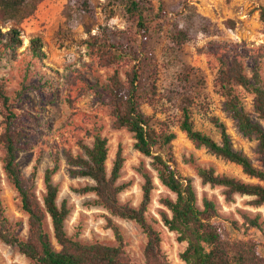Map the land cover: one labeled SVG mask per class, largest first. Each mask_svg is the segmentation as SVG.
I'll return each instance as SVG.
<instances>
[{
  "label": "rangeland",
  "instance_id": "rangeland-1",
  "mask_svg": "<svg viewBox=\"0 0 264 264\" xmlns=\"http://www.w3.org/2000/svg\"><path fill=\"white\" fill-rule=\"evenodd\" d=\"M150 1L158 18H148L150 30L146 40L137 36L135 43L130 44L141 57L150 56L156 70L151 80L154 90L148 93L149 101L142 102L141 110L166 123L168 129L175 133L176 138L171 143L175 168L182 177L191 179L199 201L203 196L215 200L221 215L239 225L242 223L240 212L252 216L259 214L260 221L264 223V205L253 208L248 205L251 197L239 195L234 197L233 203H225L223 189L202 185L195 166L213 167L218 174L244 182L258 181L244 175L239 166L216 158L204 148L196 149L179 129L181 102H186L196 130L219 142L220 133L213 123V119H217L225 125L233 148L248 157L253 166L262 168L257 142L254 138L244 137L237 130L236 122L224 110V101L214 88L218 61L212 54V48L207 45L216 41L246 45L255 51L264 47V24L259 18L264 0H161L160 8L159 0ZM23 14L25 18L19 23L22 47L16 58L12 60L8 56H0V79L9 95L18 91L22 84L43 87L24 95L26 101L22 109L33 117L35 129L29 139L33 142L31 149L17 154L19 171L24 179H28L35 167V192L41 197L44 192V171L53 166L57 157L58 171L52 179L59 188L58 204L65 200L71 210L65 222L68 235L82 242L99 241L114 245L112 232L105 229L107 212L89 204L94 195H80L72 191V188L92 182L70 175L63 151L79 153L78 141L90 145L92 137H88L86 132L92 133L95 127L98 128L99 133L108 140V172L117 150L121 149L124 162L117 183L128 186L119 195L120 201L134 207L139 205L143 178L138 169H150V159L134 149L130 132L112 128L108 109L89 87L94 86L96 80L104 84L113 70L98 68L81 45V41L94 35L100 26L121 30L132 28L123 0H29ZM8 26L9 23H3L0 19L2 32ZM175 29L187 35L186 42L179 48L169 40ZM35 36L42 39L45 54L42 60L32 58L27 49L30 38ZM245 68L248 70L246 62ZM261 68L264 76V58ZM241 97L246 110L254 117L252 96L242 92ZM1 157L0 148V198L8 220L18 224L17 235L25 239L27 215L20 208L16 190L2 171ZM151 174L155 188L151 192L146 218L160 233L161 248L168 263L183 264L179 255L185 243L178 242L176 234L169 232L159 217V212L164 210L160 198L174 199V194L160 184L155 172L151 171ZM153 219L157 223H153ZM112 220L121 228L128 255L134 263L142 264L145 236L141 229L133 221L116 217H112ZM239 238L255 241L260 255L264 257V224L262 230L249 228L244 232L243 229L238 232L226 224L224 239L232 242ZM0 262L32 264L15 248L1 241Z\"/></svg>",
  "mask_w": 264,
  "mask_h": 264
},
{
  "label": "trees",
  "instance_id": "trees-1",
  "mask_svg": "<svg viewBox=\"0 0 264 264\" xmlns=\"http://www.w3.org/2000/svg\"><path fill=\"white\" fill-rule=\"evenodd\" d=\"M28 2L0 0V19L3 23H9L6 31L0 29V56L5 55L13 60L22 47L19 23L25 18L23 11ZM123 3L132 28L121 30L100 26L94 35L81 41V45L98 68L113 70L104 84L96 80L94 86L89 87L108 109L112 128L130 132L134 149L150 159V169H138L143 178L139 205L134 207L120 201L119 195L128 186L117 183L124 162L121 149L117 150L108 172V140L95 127L94 132H86L88 137H92L90 145L80 140L77 143L79 153L73 154L66 150L63 156L70 168V175L92 182L72 188V191L80 195H94L95 198L89 204L107 212L105 229L112 232L115 244L82 242L69 236L65 222L71 210L65 200L58 204L59 188L52 179L58 171V158L54 159L51 168L44 171V192L41 197L35 192V167L30 177L24 179L16 162L19 152L33 146L29 139L35 127L33 117L22 109L26 101L24 95L43 87L22 84L18 91L9 95L0 79L1 168L8 183L17 192L21 210L27 215V237L23 239L16 233L18 224H12L5 215L0 198V241L15 248L32 264H136L125 250L121 228L112 220V217H116L135 222L144 234L142 264H169L161 248L160 233L145 215L151 192L155 188L151 174L153 171L160 184L174 194V199L160 198L164 210L159 212V217L162 225L176 234V240L185 243L179 255L183 264H264V257L260 255L255 241L239 238L229 242L224 239L226 224L238 232L249 228L262 230L264 223L260 221V215L240 212L242 223L239 225L221 215L215 200L203 196L199 201L191 179L182 177L175 168L171 154L175 133L168 129L166 123L141 110L142 102L149 101L148 93L154 90L151 80L156 70L150 56L141 57L130 44L135 43L134 38L137 36L147 39L150 30L147 20L158 18V15H155L150 0H123ZM161 5L162 1L159 0L158 8ZM259 18L264 24V7L260 9ZM169 40L179 48L186 42L187 35L175 29ZM207 46L212 48V54L218 61L214 88L224 101V110L236 122L237 130L244 137L254 138L257 142L262 168L253 166L248 157L233 148L225 125L217 119H213V123L220 133L219 142L196 130L186 102H181L179 129L196 149L204 148L216 158L239 166L244 175L258 181L244 182L226 174H218L213 167L197 165L195 171L201 184L211 188L221 187L225 203H233L236 195L248 196L251 197L248 205L258 208L264 205V76L261 68L264 47L255 51L246 45L216 41L209 42ZM42 48L40 36L30 38L27 49L32 58L42 60L45 57ZM245 62L248 63V70ZM242 92L253 98L254 117L245 108ZM152 222L157 223L155 219Z\"/></svg>",
  "mask_w": 264,
  "mask_h": 264
}]
</instances>
